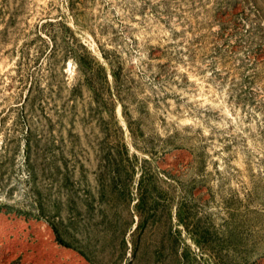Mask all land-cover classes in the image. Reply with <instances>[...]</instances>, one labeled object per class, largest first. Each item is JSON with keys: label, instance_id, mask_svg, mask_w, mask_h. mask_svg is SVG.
I'll return each mask as SVG.
<instances>
[{"label": "rangeland", "instance_id": "rangeland-1", "mask_svg": "<svg viewBox=\"0 0 264 264\" xmlns=\"http://www.w3.org/2000/svg\"><path fill=\"white\" fill-rule=\"evenodd\" d=\"M0 209L84 264H264V0H0Z\"/></svg>", "mask_w": 264, "mask_h": 264}, {"label": "crops", "instance_id": "crops-1", "mask_svg": "<svg viewBox=\"0 0 264 264\" xmlns=\"http://www.w3.org/2000/svg\"><path fill=\"white\" fill-rule=\"evenodd\" d=\"M48 225L37 218L0 209V264H84L73 249L51 237Z\"/></svg>", "mask_w": 264, "mask_h": 264}, {"label": "trees", "instance_id": "trees-1", "mask_svg": "<svg viewBox=\"0 0 264 264\" xmlns=\"http://www.w3.org/2000/svg\"><path fill=\"white\" fill-rule=\"evenodd\" d=\"M60 242L63 243V244H65V245H67V244H66L65 242H63L62 240H60Z\"/></svg>", "mask_w": 264, "mask_h": 264}]
</instances>
